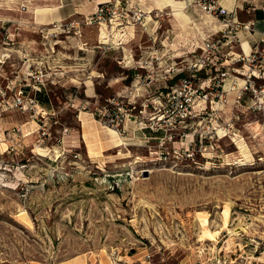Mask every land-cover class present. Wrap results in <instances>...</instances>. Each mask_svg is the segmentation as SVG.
I'll return each instance as SVG.
<instances>
[{
    "label": "rangeland",
    "instance_id": "1",
    "mask_svg": "<svg viewBox=\"0 0 264 264\" xmlns=\"http://www.w3.org/2000/svg\"><path fill=\"white\" fill-rule=\"evenodd\" d=\"M139 2L148 13L146 28L135 22L141 27L131 32L127 69L118 66L126 61L114 63L127 74L126 86L116 93L104 81L98 105L117 95L137 109L149 104L157 89L175 84L200 60L215 32L207 15L182 0ZM32 7V0H0V264H264L260 114L220 105L214 117L207 102L194 111L207 114L161 134L142 135L133 119L108 128L71 106L74 90L83 98L73 72L67 73V100L59 85L44 83L52 106L37 99L43 117L11 108L12 88L32 84L24 79L36 61L47 76L55 66L47 63L48 42L35 33L44 23L34 22ZM261 10L259 4L250 14L239 12L238 20ZM112 23L105 24L115 30ZM255 29L264 30V23ZM243 34L250 39L246 32L240 39ZM76 39L67 46H80L82 36ZM72 66L67 70H79ZM152 111L149 104L144 120ZM232 112L239 120L225 130Z\"/></svg>",
    "mask_w": 264,
    "mask_h": 264
},
{
    "label": "built area",
    "instance_id": "2",
    "mask_svg": "<svg viewBox=\"0 0 264 264\" xmlns=\"http://www.w3.org/2000/svg\"><path fill=\"white\" fill-rule=\"evenodd\" d=\"M127 1V0H126ZM186 8L193 7L214 20L221 23L222 28L211 34L201 48L203 56L195 63L189 64L187 74L169 86L157 89L156 96L149 100L153 111L150 119L144 120V113L149 104H143L137 109L134 102L125 104L120 98L121 95L109 98L106 105H98L86 100H81L78 94H73L70 104L78 112H89L93 118H97L108 127L123 128L127 120H134L137 124L136 130L151 133H163L166 128H176L185 124L192 116L198 117L201 113L207 114L206 109H201L199 113H194L195 108L201 103H210V116L215 117L216 107L220 105H232L242 107L252 112H257L264 122V33L259 40L254 42L248 54H244L241 49L240 33H253L254 26L250 22H240L238 13L244 10L255 11L259 9V4L264 5V0H231L230 6L226 0H182ZM122 7L120 3L99 5L94 14L84 16L78 22L74 16L69 19L50 24H40L35 33L45 40L43 45L49 48L52 53L55 46L61 42H67L71 38L77 41L81 38L82 24L90 26L93 24L115 22L116 19L123 20L127 25L129 22H139L145 29V14L139 8L128 9L127 2ZM144 20V23H143ZM114 24V23H112ZM113 44H98L95 49L100 55H104L113 48ZM78 50L82 48L75 46ZM240 51L236 53L235 49ZM226 49V52L223 50ZM224 70H220V68ZM180 70H178L179 72ZM206 75V77H203ZM53 73L47 76L44 72L42 61H36L33 70L27 73V80H32V84H19L12 88L14 96L11 103L6 102L11 108H18L22 112H28L32 117L39 115V103L36 93L41 92L46 81H53ZM16 77H19L16 76ZM238 79L242 84L238 83ZM23 80H20L21 82ZM7 89L11 88L7 85ZM30 87V90H27ZM6 94V92L4 91ZM233 94V99L229 101V95ZM4 97V95L2 94ZM148 101V100H147ZM78 102V103H77ZM147 103V102H146ZM91 105H94L91 108ZM7 107V106H5ZM43 117L42 113L40 114ZM239 120V116L231 113L227 120L226 128H234V124ZM214 129V128H213ZM45 131V128H42ZM67 131V128L65 129ZM48 131L43 132L46 136ZM235 135V134H234ZM162 139L161 136L155 137ZM146 264H151L149 260Z\"/></svg>",
    "mask_w": 264,
    "mask_h": 264
},
{
    "label": "crops",
    "instance_id": "3",
    "mask_svg": "<svg viewBox=\"0 0 264 264\" xmlns=\"http://www.w3.org/2000/svg\"><path fill=\"white\" fill-rule=\"evenodd\" d=\"M127 2V8L133 9V5L139 7L141 2L139 0H32V15L34 22L36 21L43 22L44 24L53 23L60 21L61 19H69L72 16H86L89 13H93L94 10L103 4H113L120 3L122 7H124ZM229 2V3H228ZM226 1V4L230 6L231 2ZM132 4V5H131ZM140 8V7H139ZM152 9V8H151ZM257 10V9H256ZM255 10V11H256ZM143 11V10H142ZM154 11V10H153ZM145 19L147 20V11H143ZM250 14L252 11H242ZM152 13V12H151ZM150 13V14H151ZM256 15H253L251 19H247L246 22H250L254 26L253 33L250 35V39H244L245 35H242V42L249 45V51L257 40L261 37V34L264 33V30L257 31L255 29V25L261 21L264 22V10H261V13L253 12ZM151 17V16H150ZM79 18V17H78ZM152 18V17H151ZM115 30L112 29L113 25L109 28L107 24H93L91 26H86L84 28V35H82L81 45L78 46L83 50H78L75 48V45L67 46V42H61L55 46V51L53 54H50V58H47V63L50 65H55L53 69V81L50 82L52 85H59L63 89V94L67 100V77L68 79L72 76H67V73H72L75 77H72L71 81L73 83H79L83 86V98L82 100H86L92 103H100L101 98L104 97L102 92V83L106 81V84L103 86L106 89L114 88L116 93H119L123 90V86H126L127 74L124 72H118L114 66V63L117 64L120 61H126L120 63L118 65L122 70L127 69V66H123L129 64L131 61L130 47L132 44V37L135 27H141L136 25L135 23L129 22L127 25L123 23V20L116 19L114 22ZM132 32V33H133ZM116 33H119L118 36ZM36 36H33L35 38ZM32 38V37H31ZM23 40V39H22ZM33 40V39H32ZM246 40V41H245ZM76 41V40H72ZM248 42V43H247ZM114 44L113 48L107 51L104 55H100L95 47L98 44ZM243 43V44H244ZM159 61L164 64L165 60L163 56H160ZM72 65H76L74 70H67V66L70 68ZM163 66V65H162ZM71 69V68H70ZM116 69V70H115ZM115 70V71H113ZM118 72V73H117ZM93 73L96 75L94 76ZM110 74V75H109ZM106 75H108L106 77ZM152 77L151 75H149ZM80 77V79L78 78ZM154 77V75H153ZM79 80L80 82H74L73 80ZM152 80L162 81L159 79L151 78ZM24 80L27 81V78ZM92 82L90 88V82ZM153 83V81H151ZM29 85V84H27ZM75 86V85H74ZM76 87V86H75ZM44 92L39 94L40 99L45 100L46 103L51 104V100L49 98V94L46 92L45 86ZM76 89V88H75ZM90 89V90H89ZM140 90V89H139ZM142 90V89H141ZM138 91V90H137ZM145 91V90H144ZM146 92V91H145ZM76 93L74 90L70 93V96ZM79 97V96H78ZM80 98V97H79ZM90 99H94L90 101ZM40 105V103H39ZM45 105V104H43ZM52 106V104H51ZM89 115L93 118V116L89 112H81L79 115ZM95 119V118H93ZM148 134H150L148 132Z\"/></svg>",
    "mask_w": 264,
    "mask_h": 264
},
{
    "label": "bare ground",
    "instance_id": "4",
    "mask_svg": "<svg viewBox=\"0 0 264 264\" xmlns=\"http://www.w3.org/2000/svg\"><path fill=\"white\" fill-rule=\"evenodd\" d=\"M227 2L229 1V0H226ZM230 2H231V0H230ZM229 3V2H228ZM252 16V15H251ZM252 18V17H251ZM207 21L209 22V23H211V26H212V28H213V30H215V32H217L218 30H219V28H220V26H218L217 25V23H215L214 21L215 20H213L212 19V17L211 16H208V19H207ZM212 23L215 25H212ZM262 23H264V22H262ZM217 29V30H216ZM248 43V42H247ZM241 46V49H242V51H243V53L244 54H248L249 53V45L247 46V44L246 43H244L243 44V42H242V40H241V44H240ZM238 80H240V79H238ZM240 84H242V81L240 80ZM107 126V125H106ZM109 128V127H108ZM112 130H114V129H112ZM121 142H122V145H125L124 143H123V140L121 139ZM124 147V146H123Z\"/></svg>",
    "mask_w": 264,
    "mask_h": 264
},
{
    "label": "trees",
    "instance_id": "5",
    "mask_svg": "<svg viewBox=\"0 0 264 264\" xmlns=\"http://www.w3.org/2000/svg\"><path fill=\"white\" fill-rule=\"evenodd\" d=\"M40 93H42V92H38V93H36V98L39 99V101L41 100L40 103L43 104V102H45V100L40 99V97H39V94H40ZM38 97H39V98H38ZM148 132H150V131H148ZM159 134H161V132H159ZM158 137H159V136H158Z\"/></svg>",
    "mask_w": 264,
    "mask_h": 264
}]
</instances>
